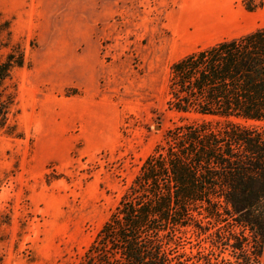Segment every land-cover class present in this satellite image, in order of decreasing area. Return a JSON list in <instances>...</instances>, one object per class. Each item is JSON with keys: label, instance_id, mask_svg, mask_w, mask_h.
<instances>
[{"label": "rangeland", "instance_id": "374dc122", "mask_svg": "<svg viewBox=\"0 0 264 264\" xmlns=\"http://www.w3.org/2000/svg\"><path fill=\"white\" fill-rule=\"evenodd\" d=\"M3 21L26 64L21 138L0 136V264H78L166 132L199 118L169 108L171 65L264 27V0H0Z\"/></svg>", "mask_w": 264, "mask_h": 264}, {"label": "trees", "instance_id": "16d2710c", "mask_svg": "<svg viewBox=\"0 0 264 264\" xmlns=\"http://www.w3.org/2000/svg\"><path fill=\"white\" fill-rule=\"evenodd\" d=\"M1 48L8 51L0 55V136L21 138L10 81L26 54L9 21L0 22ZM168 96L171 110L199 118L166 132L78 264H260L264 27L174 62ZM191 234L204 236L195 254L185 249ZM215 250H230L235 262Z\"/></svg>", "mask_w": 264, "mask_h": 264}]
</instances>
